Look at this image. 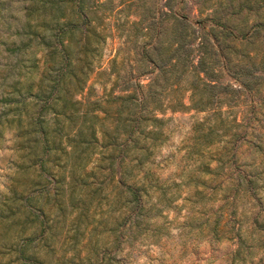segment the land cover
<instances>
[{
	"label": "trees",
	"instance_id": "trees-1",
	"mask_svg": "<svg viewBox=\"0 0 264 264\" xmlns=\"http://www.w3.org/2000/svg\"><path fill=\"white\" fill-rule=\"evenodd\" d=\"M193 1L195 23L174 10L172 0L165 1L166 11L145 0H23L18 40L6 49L15 52L6 67L11 79L0 98L4 119L13 124V149L20 153L16 167L25 176L22 188L10 187L0 205V220L14 230L17 264H36L28 241L37 232H51L55 218L76 208L78 186L87 187L99 175L108 177L110 201L118 205L130 247L145 220L155 216L153 207L175 200L148 166L163 127L160 115L189 108L220 118L222 96L236 91L219 83L224 67L245 89L259 90L264 0ZM126 11L136 18L129 21L132 27L113 28L119 35L127 30L131 57L113 58L105 72L99 59L112 27L103 21ZM92 75H105L102 84L110 82L109 90L91 93ZM243 180L254 181L241 171L235 182ZM34 187L46 188L37 196L51 200L48 212ZM98 191L96 185L93 193ZM151 193L157 194L154 201ZM217 222L207 226L213 236ZM238 238L230 264H264L254 263L249 251L264 248V233ZM242 247L250 248L245 256Z\"/></svg>",
	"mask_w": 264,
	"mask_h": 264
},
{
	"label": "rangeland",
	"instance_id": "rangeland-1",
	"mask_svg": "<svg viewBox=\"0 0 264 264\" xmlns=\"http://www.w3.org/2000/svg\"><path fill=\"white\" fill-rule=\"evenodd\" d=\"M145 1L167 10L166 0ZM172 3L174 10L195 23L199 17L195 1L172 0ZM22 5L23 0H0V98L2 89H6L5 84L11 79L6 67L14 61L15 52L6 49L11 47L12 41L18 40L17 32L24 19ZM127 14L128 11L114 14L103 21L104 27H112L99 59L105 72L113 58L131 57L126 49L127 30L119 35L113 28L132 27L129 21L136 18ZM105 75L91 76L88 82L91 93L99 96L109 90L110 82L102 84ZM141 80L142 83L148 81L145 76ZM218 81L236 90L222 96L223 102L216 107L221 112L220 118L215 119L211 111L189 108L160 115L164 119L163 127L148 166L159 183L169 187L166 193H173L175 200L166 207L158 204L153 207L155 216L145 220L130 247L125 241L126 224L119 218L118 205L110 201L108 177L99 175L95 182L90 179L87 187L78 186L79 201L74 212L55 218L48 234L37 232L31 237L27 251L37 258L33 262L230 264L239 246V235L260 237L264 233V78L257 80L263 83L259 90H248L224 67L220 69ZM185 102L188 104L187 98ZM3 108L0 102L1 206L9 188L21 189L25 177L16 167L20 153L13 149L10 129L13 124L5 121ZM241 171L254 181L245 183L243 180L237 185L235 179ZM26 176L33 177L31 171L26 172ZM96 185L99 191L93 193ZM33 189L37 196L46 188ZM156 195L151 193L150 201H154ZM37 197L46 212L51 210V200L45 203V197ZM215 219L218 225L213 236L207 226ZM5 226L6 220H0V264H17L12 256L14 230ZM246 243L249 245L250 241ZM248 249L241 248L242 256ZM249 251L254 263L264 261V248L254 247ZM249 257L246 255V259Z\"/></svg>",
	"mask_w": 264,
	"mask_h": 264
}]
</instances>
